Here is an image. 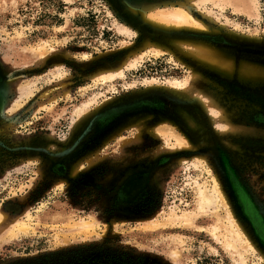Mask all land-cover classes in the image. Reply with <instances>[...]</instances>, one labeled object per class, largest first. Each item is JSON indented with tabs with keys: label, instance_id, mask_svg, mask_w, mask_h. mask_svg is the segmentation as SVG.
Instances as JSON below:
<instances>
[{
	"label": "rangeland",
	"instance_id": "374dc122",
	"mask_svg": "<svg viewBox=\"0 0 264 264\" xmlns=\"http://www.w3.org/2000/svg\"><path fill=\"white\" fill-rule=\"evenodd\" d=\"M0 212V264H264V0H0Z\"/></svg>",
	"mask_w": 264,
	"mask_h": 264
},
{
	"label": "bare ground",
	"instance_id": "6f19581e",
	"mask_svg": "<svg viewBox=\"0 0 264 264\" xmlns=\"http://www.w3.org/2000/svg\"><path fill=\"white\" fill-rule=\"evenodd\" d=\"M182 10L181 9H177V10H173V11L159 10L156 12L154 11V13L146 12L144 17H145L147 22L151 23L152 26L155 25L154 27L159 28L161 31H166L169 29H182V28L195 29L196 26H199L197 24V21H195L194 19L189 17L186 13L182 12ZM190 45L191 46L189 47V53L191 54V57L198 60L203 65H208L213 69L216 68L217 59H218L217 55L220 54L219 52L216 51V49L209 48L205 45H200V44L195 43V42H192ZM221 69H223L222 71H226L225 68H221ZM237 71H239V75H240L239 77L242 79L248 78V76H250L253 79L256 78V80H257L260 77V76L256 77L257 75H255L251 71V67H247V66L242 65V64H240L239 69L237 68ZM227 75H229V74H227ZM256 80H254V81L257 82ZM188 90H190V89H188ZM190 91L192 92V90H190ZM194 95H197V94H194ZM15 106H16V104H15ZM205 109H206V107H205ZM205 192L206 191H199L198 209L200 212L205 213L207 211L205 208L208 207L209 205H211L212 203L217 202V201H219V202L221 201L222 206L225 207L222 193L220 192V190L217 188L216 185L214 186V191H213L214 194L212 196L207 195ZM227 215H228V228L225 229V231H226L228 237L231 239L230 242H227V247L233 249L234 248L233 246L236 243H239V244L243 243L246 245L247 248L250 247L249 244L247 243V241H243L242 238L237 233V230H238L237 227L238 226L237 227L235 226L236 223L234 224L233 219L230 217L229 213H227ZM181 220H183V222L187 225H189V223H190V218L188 215L182 216ZM83 227L84 228H81L83 231H87L88 229H90L89 228L90 226L88 224L83 225ZM213 228H214L213 230L215 232V230H217V227L214 226ZM20 229H22V228H20ZM214 232H213V235L215 236ZM9 235H11V234H9ZM246 247H244V248H246Z\"/></svg>",
	"mask_w": 264,
	"mask_h": 264
},
{
	"label": "water",
	"instance_id": "95a60500",
	"mask_svg": "<svg viewBox=\"0 0 264 264\" xmlns=\"http://www.w3.org/2000/svg\"><path fill=\"white\" fill-rule=\"evenodd\" d=\"M129 183H130V182H129ZM140 183H141V182H140ZM140 183H139V184H140ZM129 185H130V184H129ZM131 185H132V184H131ZM133 187H135V186H133Z\"/></svg>",
	"mask_w": 264,
	"mask_h": 264
}]
</instances>
